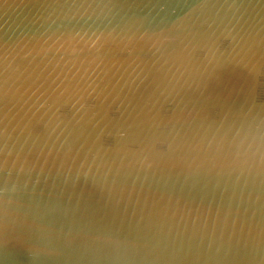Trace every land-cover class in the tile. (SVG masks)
<instances>
[{
    "label": "water",
    "instance_id": "obj_1",
    "mask_svg": "<svg viewBox=\"0 0 264 264\" xmlns=\"http://www.w3.org/2000/svg\"><path fill=\"white\" fill-rule=\"evenodd\" d=\"M0 264H264V0H0Z\"/></svg>",
    "mask_w": 264,
    "mask_h": 264
}]
</instances>
